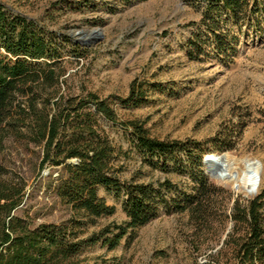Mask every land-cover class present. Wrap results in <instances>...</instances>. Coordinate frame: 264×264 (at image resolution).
Returning a JSON list of instances; mask_svg holds the SVG:
<instances>
[{"label":"rangeland","instance_id":"1","mask_svg":"<svg viewBox=\"0 0 264 264\" xmlns=\"http://www.w3.org/2000/svg\"><path fill=\"white\" fill-rule=\"evenodd\" d=\"M0 2L81 45L82 56L66 57L59 95L94 92L112 104L119 120L141 124L152 137L198 141L203 155L224 152L211 154L215 161L226 155L224 173L215 178L202 165L210 182L222 190L214 214L161 210L117 247L98 241L82 248L70 264H235L226 244L233 221L226 214L236 197L247 199L264 190V39L242 38L229 63L214 57L196 61L188 56L186 43L193 33L189 24L199 20L200 11L187 0ZM142 84L145 102L121 103L120 98ZM101 122L116 147L127 151L118 159L122 178H170L180 188L191 182L187 172L165 173L143 163L126 127ZM220 129L228 133L220 135ZM24 132L9 136L0 152L7 176L25 182V199L13 213L35 225L62 223L72 210L57 193L61 168L42 166V145ZM226 142L229 147L217 150ZM252 170H259L256 186ZM98 193L116 210L83 226L81 237L127 219L122 196L103 186Z\"/></svg>","mask_w":264,"mask_h":264},{"label":"trees","instance_id":"2","mask_svg":"<svg viewBox=\"0 0 264 264\" xmlns=\"http://www.w3.org/2000/svg\"><path fill=\"white\" fill-rule=\"evenodd\" d=\"M187 1L200 11L199 20L189 24L193 33L186 50L192 60L214 57L229 63L242 38L264 39V0ZM70 53L82 56L81 45L0 2V152L9 136L27 130L28 139L42 145L41 165L61 168L57 193L72 210L62 223L35 225L15 215L26 196L25 182L7 176L0 162V264H70L82 248L98 241L117 247L161 210L171 214L191 209L198 217L210 215L220 198L222 190L202 170L198 141L152 137L141 124L119 120L112 104L94 92L59 95ZM143 87L133 88L121 103L141 105L146 101ZM103 119L128 129L143 163L165 173L187 172L191 182L180 188L170 178L156 182L122 178L118 159L127 151L116 147ZM229 146L226 142L217 150ZM100 186L122 196L127 219L81 237L83 226L116 210L99 195ZM226 216L233 221L226 244L235 264H264V190L251 198L236 197Z\"/></svg>","mask_w":264,"mask_h":264},{"label":"water","instance_id":"3","mask_svg":"<svg viewBox=\"0 0 264 264\" xmlns=\"http://www.w3.org/2000/svg\"><path fill=\"white\" fill-rule=\"evenodd\" d=\"M211 154H216L218 156H222L224 154V152L223 153L210 152V153H206L205 155H203L202 163H203V165L205 167L206 173L209 176H212V174L206 170L207 165L212 164L213 167L216 168V169L223 167V164L220 161L219 162L218 161H215L212 157H210ZM247 170L248 169L246 168V171ZM251 173H252V175L254 177L253 182L255 183V186H256L257 185V181H258L259 170H256V171L255 170H252ZM255 192L256 191H254L253 194H255Z\"/></svg>","mask_w":264,"mask_h":264},{"label":"bare ground","instance_id":"4","mask_svg":"<svg viewBox=\"0 0 264 264\" xmlns=\"http://www.w3.org/2000/svg\"><path fill=\"white\" fill-rule=\"evenodd\" d=\"M207 171L210 172L212 174V177L215 178L216 174H223L224 173V169L222 168H214L212 164L207 165Z\"/></svg>","mask_w":264,"mask_h":264}]
</instances>
